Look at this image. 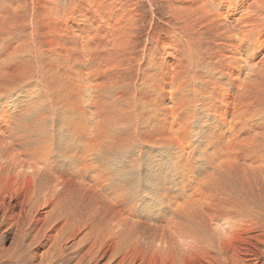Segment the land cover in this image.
I'll return each mask as SVG.
<instances>
[{"label":"bare ground","instance_id":"6f19581e","mask_svg":"<svg viewBox=\"0 0 264 264\" xmlns=\"http://www.w3.org/2000/svg\"><path fill=\"white\" fill-rule=\"evenodd\" d=\"M164 1L173 32L137 55L132 0H0V242L33 247L31 264L69 244L63 264L264 255L247 221L264 202V0ZM198 105L221 125L204 174L195 162L143 166L141 143L186 149ZM97 143L108 144L105 171L126 173L119 190L88 161ZM141 193L154 217L136 215Z\"/></svg>","mask_w":264,"mask_h":264},{"label":"rangeland","instance_id":"374dc122","mask_svg":"<svg viewBox=\"0 0 264 264\" xmlns=\"http://www.w3.org/2000/svg\"><path fill=\"white\" fill-rule=\"evenodd\" d=\"M83 1L84 0H60V3L63 4V5H67V4L72 2V3H76L77 6H80L83 3ZM124 1L128 2V1H131V0H124ZM132 1H134V3H136L135 6L137 7V10L135 12H136V14H138V18H139V23L137 24V28H138L137 29V38L134 39V42H138L139 41L138 42L139 44H138V47H137V55H140L141 50L145 47L147 42L150 41L149 43L151 44V43H153V41L156 38H159V37H162V36L171 35L172 32H173V27L175 26V22H172L171 21L172 20L171 17L167 14V8L164 7V5L167 7V3L164 0H132ZM151 5H152V7H151ZM154 15H155V17H154ZM171 25H172V27H171ZM168 27H171V28H168ZM28 29L29 28L26 27V30L23 31V32H21V30L18 29L19 31H16L13 36H16V35L19 36L18 33L19 34L21 33L22 35L23 34H27L29 32ZM241 57H243V56L241 55ZM260 57H258V59ZM248 61L250 62L249 59H248ZM54 74H55V70H53V72L50 74L49 77H51ZM54 80L57 83L59 82L56 79H54ZM38 81L41 82V85H42L43 84L42 81H46L47 82V79L46 80H41V81L38 80ZM43 85H42V87H43ZM27 89L28 90H33V91L28 92V94H30L32 92L31 98L36 99L38 90L35 89V86L32 85V87L31 86L29 88L27 87ZM26 94H23L24 97H22L21 95L18 96V99L22 100V101H24L26 99H29L30 96H27ZM74 96L75 95H72L70 98L72 100H75L76 96L75 97ZM67 98H68L67 96L64 97V99H67ZM9 102H11V101H9ZM198 107H199V109H198V112H199L198 117L196 119H194V120L191 119L192 122L190 124L191 126L189 128L187 138L183 142V144L185 145L186 149L180 150L177 147H175V148H173L171 150L170 149L168 150V148H166V147H164V149H163V148H158V147H155V146H150V145H148L146 143H144V144L141 143V144L138 145L141 149L140 148H136V150L138 152H140V154L143 156V157L142 156L140 157V159L142 158L141 159V164L143 166H145L147 168H152V166L153 167H160V166L168 167V166H172L174 163H180L181 165L185 164L184 166H189L190 164L192 165L195 162L194 165H192L193 168L196 169L197 171L201 172L202 175L204 174V171L208 167V166H206L208 158H209L210 154L214 150V149L213 150H211V149L214 146H216V135H217L216 133H219V131L221 132V125L218 124L214 120L212 122L213 126H215L217 128H215L213 130H209V129H211V127H213V126H209V122L207 121V117H209V115L205 111V109L201 108L199 105H198ZM92 108H95L94 104L92 105ZM204 136L207 137V143H205V138L206 137H204ZM137 144L138 143H136V145ZM178 144H180V143H178ZM208 144H210V145H208ZM107 145L108 144H106V143H101L100 145H98V143H97L95 149L93 150V156H92L91 160L88 159V161H90V165L92 166L93 169L100 171V168H101V171H102L105 168L104 171L106 170L105 164L107 163V160H106L107 159V149H106V147L108 148ZM145 146H146V149H145ZM206 149H207V152H204ZM131 150H132V148H131ZM136 150H135V154H134V152H132L133 153V157L132 158L130 157V159H132V160H130V162H132L135 159V157H137L138 152ZM141 150L143 152H147V151L150 152L151 153L150 159H148L147 155L144 154L143 152H141ZM181 151L182 152L184 151V152L182 153ZM96 152L98 154H95ZM201 152L203 154H205L206 156L201 154ZM183 155H184L185 158H183ZM55 156H56V154H55ZM189 157H190V159H192L193 162L190 159H188L190 162L187 160V158H189ZM158 159H160V160H158ZM187 161H188V163H186ZM145 162L147 163V165H145L146 164ZM101 163H102V165H101ZM196 163H197V166H196ZM103 174H104V176H107L108 174H111V178H110V180L107 181V183L113 189L119 190L120 188L123 187L124 182H125V174L126 173H123V172L114 173V172L105 171V172H103ZM170 183H172V182H170ZM140 186H141V188H143L142 181H140L138 186L134 189V191H132L129 194V196L134 198L133 193ZM174 189L176 190V188H174ZM153 193H157V192L154 191ZM260 200H261L260 195L255 198V202L257 201L256 202L257 204H256L255 208L252 209L251 217L248 218L247 221L250 222V219H251V223H252L253 227L258 232L260 238L261 239L263 238V241H264V202H259ZM143 202H144V193H141L139 195V197L137 198V201H136V203H137L136 215L138 217H140V218L146 217V216H148L150 218L154 217V213H151V214L149 213V208H144L145 206H143ZM262 203H263V205H262ZM148 204H150V202L147 203V205ZM252 218H254V219H252ZM148 236L149 235H147V237ZM25 243L28 245V241L27 240L25 241ZM23 244H24V242H23ZM23 244H21V245H23ZM36 245H38V244H36ZM72 245L73 244H69L66 248H60L58 250H57V248L54 247L52 252H51L52 255H53L51 257V259H53V258L54 259L51 262H48L47 264H63L66 261L73 259V257L76 256V254L74 252L75 250L73 249ZM10 247H11V245L8 242H6V241L0 242V264H31L30 261H29V256H30V251L32 250L33 247L28 246L26 248V245H25V246H23L25 249H22L23 247L20 246L19 250H14V249H11ZM262 251H264V244L262 245ZM72 254H73V256H72ZM20 257H23V258H20ZM61 259H63V260L60 262ZM217 261L220 264H227V263L221 262V259H219V258H217ZM258 261L256 260L253 264H264V255L261 256V258ZM71 264H75L74 261Z\"/></svg>","mask_w":264,"mask_h":264}]
</instances>
